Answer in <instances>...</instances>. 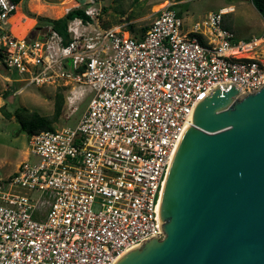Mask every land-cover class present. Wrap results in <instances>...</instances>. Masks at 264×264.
<instances>
[{
    "label": "built area",
    "instance_id": "1",
    "mask_svg": "<svg viewBox=\"0 0 264 264\" xmlns=\"http://www.w3.org/2000/svg\"><path fill=\"white\" fill-rule=\"evenodd\" d=\"M170 6L132 36L100 25L102 0H83L76 7L89 20H70L64 45L50 26L13 35L16 3L0 0V70L92 94L74 127L32 133L30 158L0 177V264H114L161 238L165 176L196 103L221 84L236 85L238 97L264 85V38L223 28L230 8L186 28Z\"/></svg>",
    "mask_w": 264,
    "mask_h": 264
},
{
    "label": "water",
    "instance_id": "2",
    "mask_svg": "<svg viewBox=\"0 0 264 264\" xmlns=\"http://www.w3.org/2000/svg\"><path fill=\"white\" fill-rule=\"evenodd\" d=\"M238 93L221 84L196 103L161 192L163 236L114 264H264V85Z\"/></svg>",
    "mask_w": 264,
    "mask_h": 264
},
{
    "label": "rangeland",
    "instance_id": "3",
    "mask_svg": "<svg viewBox=\"0 0 264 264\" xmlns=\"http://www.w3.org/2000/svg\"><path fill=\"white\" fill-rule=\"evenodd\" d=\"M82 2L83 0H21L16 3L6 28L11 27L16 21L15 14L20 15L22 23L26 21L27 13L57 18ZM166 2L171 3V9L181 16L186 28L193 22L203 20L208 13L215 12L221 7H228L231 10L222 15L221 26L231 31L237 39L248 40L264 35V16L257 10L252 0H102L100 18L110 27L121 26L125 35L136 36L148 28L154 21L159 7L161 8ZM32 19L33 23L28 25L25 32L19 34L20 36L38 34L43 28H35L36 20ZM84 28L80 26V31L88 32L91 29L88 27L84 30ZM10 31L15 35L12 29ZM256 50L259 58L264 59V40ZM19 78L14 72L0 70V93L7 89L6 92L4 91L5 95L0 96L1 105L4 104L8 111L22 106L50 116L53 112L54 93L60 90L64 104L59 117L51 124L53 128L74 127L92 96L85 87L76 86L74 88L76 92H70L72 85L61 80L35 85L19 81ZM72 106L76 108L70 113ZM68 114L69 117L66 118ZM19 129V124L13 118H5L0 113L1 178L16 171L17 164L24 161L26 151H28L27 158L30 157L28 141L31 134Z\"/></svg>",
    "mask_w": 264,
    "mask_h": 264
},
{
    "label": "trees",
    "instance_id": "4",
    "mask_svg": "<svg viewBox=\"0 0 264 264\" xmlns=\"http://www.w3.org/2000/svg\"><path fill=\"white\" fill-rule=\"evenodd\" d=\"M12 1L18 3L21 0ZM252 1L257 10L264 16V0ZM27 16L36 20L35 28L50 26L52 30L56 31L61 36L62 44L64 45L70 41L69 33L67 32L68 22L74 18H80L83 22L89 20L81 7L70 8L62 16L57 18L35 15L32 13H27ZM99 22L100 25L104 28L110 27L106 23L102 22L101 18H99ZM128 27L129 29L131 28L130 25ZM4 95L5 93L2 96ZM63 104V94L60 90H57L54 93L53 112L50 116L42 115L36 111L29 110L26 107L22 106L15 108L12 111H8L5 109L4 104L0 106V113L5 118H13L19 124L21 130L27 131L29 134H32L42 130H52L53 127L51 126V124L55 122L59 117Z\"/></svg>",
    "mask_w": 264,
    "mask_h": 264
},
{
    "label": "bare ground",
    "instance_id": "5",
    "mask_svg": "<svg viewBox=\"0 0 264 264\" xmlns=\"http://www.w3.org/2000/svg\"><path fill=\"white\" fill-rule=\"evenodd\" d=\"M167 3V2H166ZM165 3V4H166ZM41 4V3H40ZM163 4V6L165 5ZM45 5V4H44ZM162 7V6H161ZM160 8V7H159ZM15 19L16 21L12 24V26L10 27V29H12V31L14 32L15 35H18L20 33L25 32V29L27 28L28 25L32 24L33 21L32 19H30L29 17H27L26 21L24 23L21 22L20 20V15L19 14H15ZM134 248V247H132ZM132 248H129L128 250L124 251L118 258H121L123 255H125L128 251H130Z\"/></svg>",
    "mask_w": 264,
    "mask_h": 264
},
{
    "label": "crops",
    "instance_id": "6",
    "mask_svg": "<svg viewBox=\"0 0 264 264\" xmlns=\"http://www.w3.org/2000/svg\"><path fill=\"white\" fill-rule=\"evenodd\" d=\"M30 19H32V18H30ZM32 21H34V20L32 19ZM17 36H18V35H17ZM19 36H20V35H19ZM21 36H22V35H21ZM263 38H264V37H263ZM5 79H6V77H5ZM8 80H9V78H8ZM6 90H7V89H4V90L0 93V96H1V97H3L2 95L6 92ZM4 91H5V92H4ZM0 106H1V101H0ZM25 156H26V157H25ZM25 156H24V157H25L24 160H27V159L30 158V157L27 158V156H28V151L25 152ZM20 163H21V162H19V163L17 164V166H18Z\"/></svg>",
    "mask_w": 264,
    "mask_h": 264
}]
</instances>
